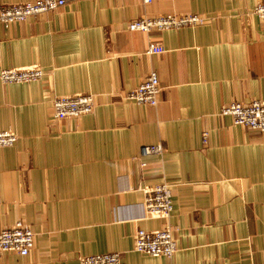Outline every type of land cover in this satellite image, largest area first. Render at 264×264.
Here are the masks:
<instances>
[{
	"label": "crops",
	"instance_id": "1",
	"mask_svg": "<svg viewBox=\"0 0 264 264\" xmlns=\"http://www.w3.org/2000/svg\"><path fill=\"white\" fill-rule=\"evenodd\" d=\"M66 1L0 23V69L45 72L34 82L0 80V131L19 137L0 147V230L23 221L36 233L28 255L5 253L0 264H78L111 252L126 264H264V132L220 114L233 101L264 100V20L252 12L264 0ZM170 13L207 21L129 28ZM151 43L165 51L149 52ZM152 71L159 103L127 99ZM79 93L95 96L94 110L55 119L53 100ZM157 143L162 155H140ZM163 181L170 219L143 217L144 187ZM167 224L172 257L135 251L138 229Z\"/></svg>",
	"mask_w": 264,
	"mask_h": 264
},
{
	"label": "built area",
	"instance_id": "2",
	"mask_svg": "<svg viewBox=\"0 0 264 264\" xmlns=\"http://www.w3.org/2000/svg\"><path fill=\"white\" fill-rule=\"evenodd\" d=\"M153 0H144L151 3ZM66 0H29L0 5V23L9 27L13 23L22 22L31 17L57 10L66 4ZM252 12L264 20V1H259ZM207 17L197 13L162 14L155 17H141L130 23V30L150 32L154 29L169 30L184 26L203 24ZM165 48L160 43H151L149 52L162 53ZM44 70L39 66L0 69V80L4 83H27L39 81L44 77ZM162 91L158 74L152 71L146 79L127 94V99L139 105L155 106L160 101ZM93 94H75L58 96L53 100L54 118H77L91 113L95 107ZM221 115H230L236 125L264 132V100L257 99L249 103L233 101L224 105ZM209 135L203 134L204 144L208 143ZM19 137L11 131H0V147L13 146ZM165 152L163 144H150L141 147L140 155H162ZM146 163H142L145 166ZM143 203L145 218L170 219L174 204L172 187L168 181L144 187ZM36 233L23 221L0 230V255L17 253L28 255L35 246ZM134 249L137 252L152 256L172 257L178 250L174 237V228L167 224L156 230L138 229L134 237ZM78 264H126L121 252L83 255L78 258Z\"/></svg>",
	"mask_w": 264,
	"mask_h": 264
}]
</instances>
